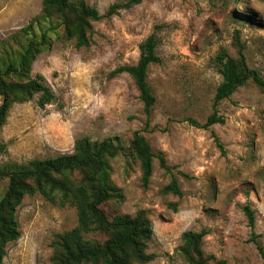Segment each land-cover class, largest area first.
<instances>
[{
	"label": "rangeland",
	"instance_id": "374dc122",
	"mask_svg": "<svg viewBox=\"0 0 264 264\" xmlns=\"http://www.w3.org/2000/svg\"><path fill=\"white\" fill-rule=\"evenodd\" d=\"M84 1L102 17L92 22L89 44L76 48L58 15L41 17L43 0H0V66L48 30L50 45L31 75H42L55 95L44 108L39 94L12 105L0 126V167L72 153L84 136L111 137L118 152L108 173L120 191L101 208L110 219L145 211L153 229L147 252L155 257L135 264H190L180 251L181 234L202 229L206 255L227 264H264L258 249L264 254V89L247 79L214 104L221 61H237L242 53L264 79V0H140L110 15L111 5L128 0ZM30 23L32 34L22 33ZM152 36L160 62L147 70L155 97L147 114L133 78L112 71L137 63ZM214 111L222 123L190 122L204 123ZM136 130L154 154L146 188L130 145ZM69 175L78 182V172ZM172 178L181 196L162 191ZM7 182L0 177V198ZM244 205L254 212V242ZM15 215L20 236L6 245L1 264H51L52 241L78 221L73 205L38 192L24 196Z\"/></svg>",
	"mask_w": 264,
	"mask_h": 264
},
{
	"label": "trees",
	"instance_id": "16d2710c",
	"mask_svg": "<svg viewBox=\"0 0 264 264\" xmlns=\"http://www.w3.org/2000/svg\"><path fill=\"white\" fill-rule=\"evenodd\" d=\"M140 0H128L109 7L107 15L117 12V9L127 8ZM42 18L58 15L63 27V35L73 40L76 48L89 44L92 22L101 19V15L94 6L84 0H43ZM32 23L21 29L24 34H32ZM48 30L40 38L27 39L20 52L0 66V126L6 123L9 110L15 103L29 101L35 94H39L37 105L44 108L50 104L55 95L44 83L40 74L31 75L32 64L37 55L46 50L49 45ZM156 40L152 36L147 45V53L140 57L135 64L122 65L112 71L113 74H129L139 92L145 111L149 114L155 97L146 81L147 70L152 63L160 62L155 53ZM222 60V59H221ZM220 73L223 77L217 87L214 104L228 97L234 89L251 79L256 85L264 89V79L260 74L246 66L244 56L239 59L221 61ZM190 122L201 128H209L215 123H222L223 119L214 111L204 123ZM134 156L140 161L142 175L141 183L147 187L152 174L154 154L147 140L138 130L132 134L130 141ZM218 146L222 147L218 141ZM118 149L114 139L107 137L102 140H91L84 136L75 141L74 151L59 154L51 158H34L25 164H9L0 167V177L8 179L6 189L0 198V264L5 254L6 245L20 236L16 219V209L26 195L42 194L47 200L61 204L73 205L77 210V225L72 229L58 234L52 241L51 264H135L147 263L154 257V253L147 252L148 243L152 238L151 220L145 211L135 215L124 214L110 219L101 204L118 196L120 189L109 178V160L117 155ZM161 166L165 160L160 157ZM78 172V182L73 184L70 173ZM164 193L181 196L175 178L163 187ZM242 210L247 218L250 229V241L256 240L255 216L252 209L244 205ZM104 235L100 241L90 234ZM206 230H187L181 234L180 251L190 264H227L223 259L206 255L203 251V238ZM259 252L264 259L263 250Z\"/></svg>",
	"mask_w": 264,
	"mask_h": 264
}]
</instances>
